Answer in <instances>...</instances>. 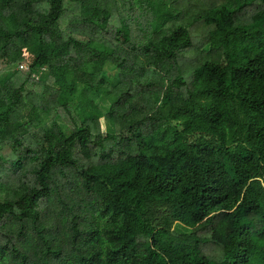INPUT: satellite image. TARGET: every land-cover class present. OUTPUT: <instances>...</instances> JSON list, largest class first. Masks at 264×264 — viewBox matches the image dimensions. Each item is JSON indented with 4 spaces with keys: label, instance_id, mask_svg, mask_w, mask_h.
Returning <instances> with one entry per match:
<instances>
[{
    "label": "trees",
    "instance_id": "16d2710c",
    "mask_svg": "<svg viewBox=\"0 0 264 264\" xmlns=\"http://www.w3.org/2000/svg\"><path fill=\"white\" fill-rule=\"evenodd\" d=\"M0 264H264V0H0Z\"/></svg>",
    "mask_w": 264,
    "mask_h": 264
},
{
    "label": "rangeland",
    "instance_id": "374dc122",
    "mask_svg": "<svg viewBox=\"0 0 264 264\" xmlns=\"http://www.w3.org/2000/svg\"><path fill=\"white\" fill-rule=\"evenodd\" d=\"M20 68H21V67H20ZM3 76H5V74H3L2 77H3ZM99 104H100V106H101V108H102V110H103L104 112H105V111L108 109V107H109V102L106 101L105 99L102 100L101 102H99ZM62 117H63V116H62ZM63 119H64V117H63ZM176 230L182 232L181 228H179V227H177Z\"/></svg>",
    "mask_w": 264,
    "mask_h": 264
}]
</instances>
